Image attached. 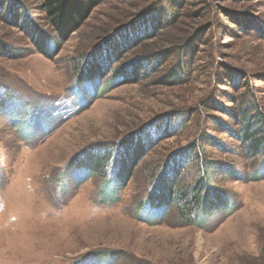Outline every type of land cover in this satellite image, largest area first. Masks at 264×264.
<instances>
[{"label":"rangeland","instance_id":"rangeland-1","mask_svg":"<svg viewBox=\"0 0 264 264\" xmlns=\"http://www.w3.org/2000/svg\"><path fill=\"white\" fill-rule=\"evenodd\" d=\"M154 2L105 0L52 58L0 21V37L23 54L0 55V264H264V177L248 179L261 157H246L232 138L215 130L210 115L217 112L200 104L214 93L233 107L226 96L235 99L246 91L264 106V36L254 28L264 24V0H173L172 6L164 0L161 5L169 11L179 9V23L153 34L140 32L133 46L122 43L126 30L116 33L123 48L108 61L106 76L78 83L80 57ZM237 17L248 29L236 30ZM192 21L202 34L195 52L188 49L182 56L190 69L184 83H157L175 54L139 82L113 80L116 65L170 47ZM228 67L244 72L240 81L248 85L237 91L228 87ZM154 121L159 131L125 183L115 177L117 153L100 171L74 166L89 163L94 148L115 146ZM160 124L173 131L161 132ZM202 130L232 149L227 154L205 146L209 159L237 169L214 180L226 191L228 208L198 220L199 225L186 221L177 204L145 207L160 166ZM197 166L185 164L183 182L200 175Z\"/></svg>","mask_w":264,"mask_h":264},{"label":"trees","instance_id":"trees-1","mask_svg":"<svg viewBox=\"0 0 264 264\" xmlns=\"http://www.w3.org/2000/svg\"><path fill=\"white\" fill-rule=\"evenodd\" d=\"M104 1L37 0L35 5L27 6L20 0H0V21L7 27L21 32L38 52L52 58L57 53L60 44L78 30L89 17L91 11ZM163 1L156 0L148 11L147 9L140 11V15L136 20L114 30L108 35L107 39L97 44L91 52L83 54L75 67L77 82L103 79L107 74L105 70L108 61L113 62V56L116 54L114 52L123 48L122 46L125 43V47L128 44L133 46V43H135L133 38H138L140 32L143 35L149 32L153 34L154 31L168 29L180 21L182 14L179 9L169 11V7L161 5ZM168 1L169 6H172L170 1L173 2V0ZM174 1L176 2V0ZM152 11L154 12L153 15L145 17L147 13ZM224 12L226 11L223 10L222 13ZM225 15L224 18H226ZM240 19V17H237L232 21L237 26L236 30L238 32L248 29L245 24L241 23ZM137 21L139 22L136 25L135 22ZM253 22L256 21L253 20ZM133 28L136 30L134 29V31ZM254 28L258 34L264 36V24L261 23V26H259L257 23ZM187 29L186 33H181L183 35L171 40L170 47L157 48L156 51H149L148 53L143 52L139 56L132 57L116 65L112 70L113 80L120 81L121 84L139 82L148 78L153 72H158L160 66L171 55L175 54L177 57L175 63L159 76L157 83L165 86L184 83L188 74H190V69L186 68L182 56L188 49L193 48L192 52H195L196 49L193 44L202 34L199 29H196L193 21L189 23ZM116 33L119 35L124 34L122 37L123 45L118 46L119 41H115ZM0 55L11 59L23 56L20 48L1 37ZM227 71L230 76H228L227 84H225L232 90L237 91L243 87V84L248 85L247 82L242 83L240 81V78H245L244 72L231 67H228ZM217 97L218 95L214 93L208 94L200 101V104L206 111L211 109L217 112V114L210 115L215 130L232 138L246 157H261L260 166L256 171L249 174L248 179L263 178L264 106L259 103L255 94H246V91H243L235 99L230 95L226 96L227 103H235L233 107L225 105ZM179 111L183 113L182 110ZM156 122L147 123L145 126L136 129L129 138L121 140L115 146L94 148L91 150L89 163L86 162L88 165L85 162V164L76 162L74 166L83 165L92 171H100L108 163V159L117 153L115 177L121 182L120 184L125 183L137 161L145 155L150 147L149 142L152 140V134L159 131L156 128ZM159 127L161 132L167 131L170 133L173 131L168 124H160ZM208 133L205 134L203 130L200 131L198 139L179 148L167 157L165 163L160 166L153 189L146 199L147 202L145 201V207L149 206V208L155 209L160 206L166 207L177 204L186 221L199 225L201 222L198 220L202 221L213 212L228 208L230 205L228 195L224 189L216 187L214 180L216 175L222 172L229 175L237 174V169L231 163L223 164V161L209 159L205 146L214 145L218 150L227 154L232 153V149L226 141H222L219 137H214ZM190 161L196 162L200 175L191 183H185L183 182L184 177L180 175L185 164ZM141 211L142 209H139V213ZM262 255L264 257V253Z\"/></svg>","mask_w":264,"mask_h":264}]
</instances>
